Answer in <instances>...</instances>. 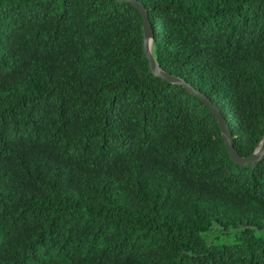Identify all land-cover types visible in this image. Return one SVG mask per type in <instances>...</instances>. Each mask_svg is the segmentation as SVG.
<instances>
[{
	"label": "trees",
	"instance_id": "obj_1",
	"mask_svg": "<svg viewBox=\"0 0 264 264\" xmlns=\"http://www.w3.org/2000/svg\"><path fill=\"white\" fill-rule=\"evenodd\" d=\"M160 68L264 134V0H139ZM118 0H0V264H264V155L149 71ZM214 226L223 240L208 241Z\"/></svg>",
	"mask_w": 264,
	"mask_h": 264
},
{
	"label": "water",
	"instance_id": "obj_2",
	"mask_svg": "<svg viewBox=\"0 0 264 264\" xmlns=\"http://www.w3.org/2000/svg\"><path fill=\"white\" fill-rule=\"evenodd\" d=\"M118 1L130 3L139 11V13L142 16V20H143L142 22V32H143L142 51L144 52L147 58V61L149 64V71L153 73L154 75L161 77L165 81H168L176 85H180L186 90H188L190 93L196 94L202 100V102L206 106L209 107L210 112L213 114L214 118L216 119L221 129L226 150L228 151L232 160H234L239 165H248L249 163L254 164L256 161L260 160L261 157L264 155V134L256 150L252 154H250L247 157L240 156L236 152L233 146L228 123L222 116L220 109L215 104H212L210 99L204 96L203 93H201L198 90H195L189 83L185 82L182 78L176 75H172V74L164 72L160 68L159 64L156 62L153 56V53H152V48L150 49L149 47V38L151 39V47H152L153 33H152V28L150 26V22L148 20L147 10L144 7V5L139 0H118Z\"/></svg>",
	"mask_w": 264,
	"mask_h": 264
},
{
	"label": "rangeland",
	"instance_id": "obj_3",
	"mask_svg": "<svg viewBox=\"0 0 264 264\" xmlns=\"http://www.w3.org/2000/svg\"><path fill=\"white\" fill-rule=\"evenodd\" d=\"M223 233L219 230V227L217 226H214V228L206 233V238L208 241H217V240H223L224 237H223Z\"/></svg>",
	"mask_w": 264,
	"mask_h": 264
},
{
	"label": "bare ground",
	"instance_id": "obj_4",
	"mask_svg": "<svg viewBox=\"0 0 264 264\" xmlns=\"http://www.w3.org/2000/svg\"><path fill=\"white\" fill-rule=\"evenodd\" d=\"M149 47H150V49L152 48L151 47V39L149 38ZM155 67H157V66H155Z\"/></svg>",
	"mask_w": 264,
	"mask_h": 264
}]
</instances>
